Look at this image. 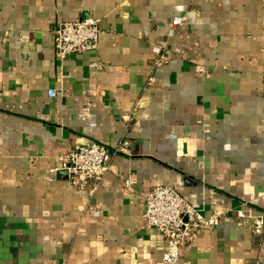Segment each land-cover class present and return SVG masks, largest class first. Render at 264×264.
<instances>
[{"label":"crops","instance_id":"1","mask_svg":"<svg viewBox=\"0 0 264 264\" xmlns=\"http://www.w3.org/2000/svg\"><path fill=\"white\" fill-rule=\"evenodd\" d=\"M88 18L98 48L57 57L52 31ZM88 141L113 154L94 195L52 172ZM160 185L229 216L187 264H264V225L236 216L264 221V0H0V264H166Z\"/></svg>","mask_w":264,"mask_h":264},{"label":"built area","instance_id":"2","mask_svg":"<svg viewBox=\"0 0 264 264\" xmlns=\"http://www.w3.org/2000/svg\"><path fill=\"white\" fill-rule=\"evenodd\" d=\"M185 17H177L173 25H181ZM56 56L64 58L73 54L94 51L103 30L100 21L88 18L77 22H62L52 31ZM154 64L158 67L167 64L168 53L160 46L152 47ZM55 91H50L54 97ZM129 143L124 141L120 148H127ZM113 154L102 144L88 141L76 145L61 158L60 168L52 172L66 170L68 181L72 187L81 193L94 195L110 169ZM125 187L132 192L135 182L131 179L124 181ZM241 222L255 219L256 225H264L262 218L254 217L252 210L236 211ZM231 217V216H230ZM144 218L146 224L157 230L163 238L167 251L163 254L166 264H187L185 252L205 230L217 229L229 220V216L217 213L208 214L203 208L192 205L180 192L171 185H160L151 189L145 196Z\"/></svg>","mask_w":264,"mask_h":264},{"label":"water","instance_id":"3","mask_svg":"<svg viewBox=\"0 0 264 264\" xmlns=\"http://www.w3.org/2000/svg\"><path fill=\"white\" fill-rule=\"evenodd\" d=\"M63 171H65V172H66V170H63Z\"/></svg>","mask_w":264,"mask_h":264}]
</instances>
